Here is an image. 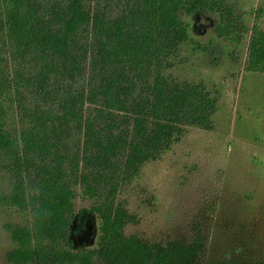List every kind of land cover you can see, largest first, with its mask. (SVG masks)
I'll list each match as a JSON object with an SVG mask.
<instances>
[{"label": "trees", "instance_id": "1", "mask_svg": "<svg viewBox=\"0 0 264 264\" xmlns=\"http://www.w3.org/2000/svg\"><path fill=\"white\" fill-rule=\"evenodd\" d=\"M210 16L221 39L243 26L230 0H1L0 25L17 64L0 71L20 134L0 127V163L11 189L0 208L27 213L9 225L13 264H199L202 242L152 245L126 229L135 217L118 195L190 128L211 131L218 99L166 72ZM248 70L264 73V30H253ZM99 219L95 249L75 248L78 190Z\"/></svg>", "mask_w": 264, "mask_h": 264}, {"label": "rangeland", "instance_id": "2", "mask_svg": "<svg viewBox=\"0 0 264 264\" xmlns=\"http://www.w3.org/2000/svg\"><path fill=\"white\" fill-rule=\"evenodd\" d=\"M230 4L244 28L241 37L219 38L213 26L218 16H183L191 41L166 72L179 82L204 85L218 99L213 130L188 129L160 160L146 164L117 200L136 219L126 229L129 237L152 245L200 240L199 264H264V73L248 70L253 30H264V0ZM16 67L0 25V71L13 78ZM2 104L0 127L18 136L11 91ZM11 184L0 163V196L9 193ZM91 205L79 189L72 228L75 248L97 246L99 219L85 211ZM12 224L30 225V218L1 207L0 264H13L8 254L15 244L7 231Z\"/></svg>", "mask_w": 264, "mask_h": 264}]
</instances>
